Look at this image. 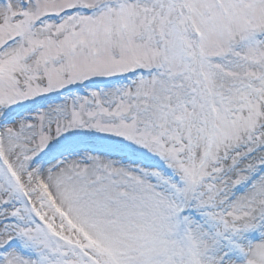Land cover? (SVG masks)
<instances>
[{
  "label": "snow or ice",
  "instance_id": "1",
  "mask_svg": "<svg viewBox=\"0 0 264 264\" xmlns=\"http://www.w3.org/2000/svg\"><path fill=\"white\" fill-rule=\"evenodd\" d=\"M0 264H264V0H0Z\"/></svg>",
  "mask_w": 264,
  "mask_h": 264
}]
</instances>
